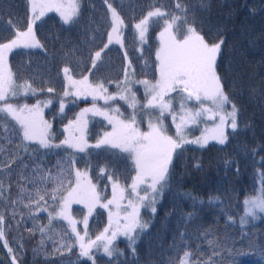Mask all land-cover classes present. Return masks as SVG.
Listing matches in <instances>:
<instances>
[{
    "label": "trees",
    "instance_id": "trees-1",
    "mask_svg": "<svg viewBox=\"0 0 264 264\" xmlns=\"http://www.w3.org/2000/svg\"><path fill=\"white\" fill-rule=\"evenodd\" d=\"M79 2L80 14L74 24L64 25L59 17L51 13L35 22L34 33L42 48H16L8 54L18 95L9 97L7 102L17 107H31L40 103L43 118L52 124L55 143L65 138L64 126L69 120H75L82 108L93 102L103 103L101 99L94 101L89 96H65L68 86L63 68L69 67L73 79L80 80L87 76L93 85L102 82L108 94L116 96L108 106L124 109L119 101V96L126 93L123 92L124 88L130 89L127 98L136 96L140 103L144 102V89L139 81H153L159 76L156 70L157 32L163 20L150 23L145 42L140 41L134 25L153 8L162 7L169 15L179 14L177 0H108L125 22L120 36L123 46L115 42L110 44L101 53L102 59L97 62V67L93 68L91 57L103 49L107 41L111 27L110 11L105 0ZM205 2L207 8L201 7L200 0H180L186 7L189 22L194 17L195 26L209 43L220 38L224 40L217 71L222 78L225 94L239 110L238 128L228 134L224 144L208 142L204 147L184 144L177 149L170 165L168 187L159 196L156 212L151 215L143 212L148 227L139 232L136 254L133 255L126 239H117L114 246L123 255L109 258L102 248H93L95 264H169L170 260L182 257L185 248L195 251L197 247L202 259H207L211 253L201 230L208 228L226 237L231 247H243L250 251L248 255L234 256L223 252L221 255L225 261L264 264V215L256 222L249 220L243 230L239 224V217L243 214L242 199L255 191L258 171L264 172V0ZM30 15L27 0H0V43L14 38L15 28L26 30ZM126 69L129 81L121 83L125 80ZM26 81L36 90L35 94L31 90L25 94L20 87ZM49 87L55 91L48 92ZM48 100L51 103L44 107L42 102ZM62 101L65 105L63 113L60 112ZM124 110L123 113L130 117V112L126 108ZM150 116V112L143 111L136 119L141 132L145 131V118ZM167 118L166 113L163 119L169 128ZM8 123L15 126V121L9 119ZM108 128L103 119L90 116L85 134L88 144L94 145L101 138V133L109 132ZM3 136L4 131L0 129V146L4 148L0 152V184L3 186L0 188V216L4 218L0 226L4 234L0 240V264H13V259L15 264H93L92 260L79 257V246L70 252L66 247L61 249L62 244L74 243L75 236L64 219L53 220L48 226V213L58 211L60 201L46 197L40 201V206L48 207V211H37L35 201L38 197L35 193L40 181L37 180L36 184L28 181L37 175L33 172L36 164L55 175L59 171L56 167L58 160L75 156V168L88 172L101 202L107 203L112 199V184L100 169L106 165L109 170L115 168L120 184L127 188L135 175L131 156L108 146L99 149L89 147L85 153L66 148L34 152L38 145L28 143V151H25L20 146L22 137L19 133L12 143H8ZM45 151L49 154L42 157ZM226 161L230 162V166H226ZM89 162L91 167L88 166ZM72 180L74 183V170ZM22 186L27 189L23 194ZM40 186L49 193L54 187L51 182ZM129 191L126 195H129ZM210 197H218L219 200L210 204ZM26 204L28 207H25ZM109 209H112L111 205ZM109 209L97 205L89 214L88 209L78 203L70 205L69 214L77 221V232L82 236L87 232L85 242L95 240L107 228ZM189 213L194 215L191 220H186ZM85 216L88 217L87 228L83 223ZM230 216L236 223L229 224ZM44 226L48 227L42 233L40 228ZM241 231L249 233V236L242 237ZM181 232L185 233L183 243L180 240ZM250 238L256 242V246L249 250ZM232 239L236 240L234 245ZM220 259L221 256L213 257L214 261Z\"/></svg>",
    "mask_w": 264,
    "mask_h": 264
},
{
    "label": "snow or ice",
    "instance_id": "snow-or-ice-1",
    "mask_svg": "<svg viewBox=\"0 0 264 264\" xmlns=\"http://www.w3.org/2000/svg\"><path fill=\"white\" fill-rule=\"evenodd\" d=\"M30 5L31 15L27 22L26 30L15 28V36L10 41L0 43V129H3L4 136L8 143L13 142V138L19 135L22 137V144L25 151H28V143L38 145V148L33 149L34 152H39L40 149L53 150V149H72L74 152L85 153L89 147L101 148L108 146L117 148L122 153H128L135 165V175L132 177V182L125 188L119 182V175L115 168L109 170L108 166L102 167L100 172L102 175L106 174L110 183L112 184V199L107 203H102L99 193L97 192L96 185L89 179L87 171H81L75 168L77 158H63L57 161L56 167L59 171L53 175L51 170L45 171L38 163L33 169L37 173L29 183L36 184L39 180L40 184L36 185L35 195L38 197L35 201L37 211L47 212L48 207L40 206V201H44L49 197L52 201H60V208L58 211L49 212V225L53 220L64 219L67 221L72 234L75 236V242H69L66 246L61 245V249L65 248L71 251L76 246H79V257L92 260V250L103 249L104 255L113 258L117 255H123V252L114 246V241L119 236H123L128 241V247L132 250L133 255L136 254L135 244L139 238V232H143L148 224L142 222L140 219V209L150 208L156 212V203L158 196H162L165 189L168 187L170 180V165L172 163L173 155L177 149L182 148L184 144H197L204 147L208 139H213L219 144H224L228 137L225 134V126L231 127L235 132L238 128L237 106L231 102L229 96L225 94L222 78L218 74L217 65L218 58L222 52L224 44L223 38L218 39L216 42L209 43L201 34V31L195 26V19L189 22L186 7L176 2V8L179 14L173 13L169 15L162 7L153 8L147 12L138 23H135L134 28L138 32L141 42H145L146 33L149 30L150 23H159L163 20V29L159 33L160 46L156 51V70L159 73V78L155 83L148 80L139 81L145 86L146 95L150 96L145 108L159 109V116L156 122H149L147 132H141L136 125V115L128 118V120L120 119L118 108L101 109L93 105L91 108H84L75 118L69 120L68 124L64 126L65 138L60 143H55V134L51 132L52 124L43 118V110L40 103L32 105H23L17 107L12 103H8L9 97L18 95L16 88L17 85L14 80V73L9 67L8 54L16 48H42L43 46L37 40L34 33V25L37 20H40L47 12L55 11L64 25H71L77 22L80 14L79 0H27ZM109 11L111 12V31L108 33V43L104 45L103 49L96 51L94 56L91 57L92 67H97V62L101 61V53L107 49L113 42H123L120 39L122 35L121 29L125 26V22L121 19L117 11L112 7L108 0ZM202 8H207L208 5L205 0H200ZM153 18H156L155 21ZM11 25V21L9 22ZM115 38V39H114ZM131 65L129 64V67ZM64 77L68 86L64 92L65 96L72 95L77 98L91 96L95 101L96 99H103L105 103L109 100L116 99V96L108 94V90L104 84L97 83L93 85L87 76L83 79H73L69 67L63 68ZM129 76L127 69L125 70V80L121 83H127ZM27 94L31 90L35 94V89L27 81L24 85H20ZM48 92H54L55 89L49 87ZM129 88H124L123 92H129ZM177 92L184 94L181 96L180 108L182 114L179 115V122L177 121V113L173 109V100L169 94ZM165 97L169 99L165 100ZM121 100H126L127 97L123 94L119 96ZM134 99V98H133ZM194 100L200 104V108L192 111L187 108L184 101ZM204 101H211L212 107H206ZM44 107L51 103V100L42 102ZM232 104L231 111L225 109V105ZM135 108V103L129 105ZM63 101L60 104V112H64ZM168 112L172 115L173 122L176 125L175 137L167 134L164 126L163 116ZM91 113L92 116H101L112 126L111 132H105L103 137L97 140L94 145H89L85 139L86 130L88 127L87 114ZM211 113V115H209ZM206 116L208 119H213L215 116L219 117V123L209 130L211 136L202 135L196 139H189L185 135V128L188 125L197 123L200 116ZM15 121V126L9 125L8 120ZM18 126V128H17ZM4 148L0 146V152ZM49 152L45 151L41 156L48 155ZM87 155V153H86ZM15 162V158L12 161ZM226 166H230V162L226 161ZM11 165L9 164L8 167ZM88 166L91 167L90 162ZM27 167V165H25ZM75 175V182L73 183L72 175ZM262 187L258 190L259 194L255 191L252 194L246 195L243 200V214L239 217V224L243 230L249 224V217L252 220L259 219L258 213L264 214V172L259 176ZM51 182L54 187L49 193L46 188H41ZM144 186V187H142ZM0 184V188H2ZM130 189V195H126L127 190ZM27 191L26 187H21V194ZM66 192V194H64ZM143 192V195H141ZM31 200V196L29 197ZM127 199V205L121 208L120 202ZM218 197H210L209 203L218 202ZM15 203V201L13 202ZM72 203L83 204L91 214L93 208L97 205L109 209L110 205L117 208L116 220L112 221L113 213L109 209V227L105 228L104 232L96 236L95 240L88 239L85 242V235H80L76 230L77 221L72 219L69 214V207ZM203 203V201H201ZM25 207H28L26 204ZM130 209V211H129ZM123 211V223H121L120 212ZM34 215V213H33ZM194 213H189L185 219L191 220ZM88 217L85 216L83 223L87 228ZM4 223L3 216H0V226ZM236 223L233 217H229V224ZM44 226L40 228L43 233ZM139 230V231H138ZM111 231V235H106ZM201 235L211 253L207 259H202L199 247L195 251L190 248L183 250V256L178 257V264H235L234 260L225 261L221 255L223 252H228L229 256L234 255H248L250 251L245 248L231 247L226 237H222L211 228L202 229ZM185 233H180V240L183 243ZM241 236H249V233L241 231ZM4 238L3 230L0 228V240ZM236 243L232 239V244ZM256 246L253 239L248 241V249ZM5 247L7 243L5 242ZM58 251L60 249H57ZM9 248V252H11ZM221 256L219 261H214L213 257ZM176 259L169 261V264H176ZM15 264V259H13Z\"/></svg>",
    "mask_w": 264,
    "mask_h": 264
},
{
    "label": "rangeland",
    "instance_id": "rangeland-1",
    "mask_svg": "<svg viewBox=\"0 0 264 264\" xmlns=\"http://www.w3.org/2000/svg\"><path fill=\"white\" fill-rule=\"evenodd\" d=\"M110 17H111V12H110ZM138 22H139V21H138ZM138 22H136V23H138ZM111 26H112V22H111ZM162 29H163V23H162L161 28H160V29L158 30V32H157L158 48H159V46H160V42H159V33L162 31ZM135 30H136V29H135ZM110 31H111V27H110L109 32H110ZM109 32H108V33H109ZM136 32H137V31H136ZM137 35H138V32H137ZM138 37H139V35H138ZM114 39H115V38H114ZM106 43H108V35H107V41H106ZM158 78H159V76H158ZM158 78H157V79H158ZM157 79H155V80H153V81H150V82L154 84L155 81H156ZM140 84H141V83H140ZM67 86H68V83H67ZM141 86H142V88L144 89V94H145V96H144V98H145L144 102H141V103H140V101H139L138 99H136V96H134V97L131 96V97L127 98L126 100H121V99L119 98V99H120L119 101L122 102V106H124V109L126 108V109H127V112H128V111L130 112V117L133 115V113H135V115H136V119H137L138 116L140 115V113H142L143 111H144L145 113H147V112H150V113H151V116H150V117L145 118L146 126H145V131H144V132H147V131L149 130V128H148V124H149V122H150V121L153 122V123L156 122V118L159 116V109H156V108H145V107H144V105L147 103V100L150 98V96L146 95L145 86H144L143 84H141ZM68 87H69V86H68ZM126 93H127V94H126ZM126 93H122V94L125 95V96H128V94H129L130 92H126ZM170 95H171V96H170ZM182 95H184V94L177 93V92H173V93H170V94H169L170 97L175 98V99L173 100V104H174V105H173V109H174V111L177 113V121H176V123L179 122V115L182 114V112H181V108H180V103H181V99H180V98H181ZM72 97H75V96H72ZM89 97H90L89 99L92 98L91 96H89ZM75 98H77V97H75ZM80 98H81V97H80ZM82 98H83V97H82ZM133 98H134V99H133ZM167 99H169V97H165V100H167ZM101 100H102V102H103L102 104L93 102L91 105H88V106H86V107H84V108H91L93 105H95L96 107L101 108V109H108L109 111H110L112 108H116V107L108 106L110 100H109L107 103H105V101H104L103 99H101ZM98 101H100V99H98ZM132 103H135V108L129 106V105L132 104ZM142 103H143V104H142ZM184 103H185L186 107L189 108V109H191L192 111H196L197 109L200 108V104L197 103V102H195L194 100H185ZM203 103H204V105H205L206 107H209V108L212 107L211 101H204ZM139 107H142V109H139ZM231 107H232V104H231V103L228 104V105H225V109H226L227 111H231ZM84 108H82V110H83ZM124 109H122V110L120 109V113L118 114V116H119L120 119L128 120V118H130V117H129L128 115H126V114L123 113V111H125ZM138 109H139V110H138ZM166 113L168 114V118H167V119L169 120V128L167 127V125H166L164 119L162 118L163 121H164L165 129H166L168 135L175 137V135H176V125H175V123L173 122L172 115H170L168 112H166ZM166 113H165V114H166ZM209 115H211V113H209ZM90 116H92V114H91V113H88L86 118L89 119ZM93 117H94V118L97 117V118L103 119V120L107 123V125L109 126V128H108L109 132L112 131V126H111V125L108 123V121L105 120L103 117H101V116H93ZM163 117H164V116H163ZM217 123H219V117H218V116H215L213 119H208L206 116L202 115V116H200V117L198 118L197 123H195V124H191V125H188V126L185 128V135H186L187 138H189V139H196V138L201 137L202 135H207V136L210 137L212 133H211L209 130L213 129ZM134 126L137 127V125H134ZM224 130H225V134H226L227 136H228V134H229L230 132L233 131V130L231 129V127L227 126V124H226ZM142 132H143V131H142ZM103 135H104V133H101V136H100V137H103ZM208 142H216V141L213 140V139H210V138H209L208 141H207V143H208ZM191 145L199 146V145H197V144H191ZM260 173H261V172L258 171V173H257V179H256L257 184H256L255 192H256L257 194H259L258 190L262 187V185H261V183H260V180H259ZM111 187H112V186H111ZM142 187H144V186H142ZM130 191H131V190H130ZM130 191H129V195H130ZM141 195H143V192H141ZM244 198H245V197H244ZM244 198L242 199V205H243V200H244ZM158 199H159V196H158ZM120 204H121V208L123 209V207L127 205V199L121 201ZM79 205H81V206L84 207L83 204H79ZM111 207H112L111 211H112V213H113L112 221H113V226H114V222H115V220H116V215H115V214H116V212H117V208H116L114 205H111ZM84 208H85V207H84ZM242 208H243V207H242ZM85 209H87V208H85ZM129 211H130V209H129ZM143 212H146V214H150V215H151L153 212L150 210V208H141V209H140V219H141L142 222H146L145 219H144V217H143ZM124 215H125V213H124L123 211H121V212H120L121 223H123V216H124ZM262 215H264V214H260V213H258V216H259V217L262 216ZM249 220L256 222L258 219H256V220H252V219L249 217ZM108 227H109V219H108V226H107V228H108ZM138 231H139V230H138ZM106 235H109V236H110V235H111V231H109ZM117 239H126V238L123 237V236H119V237H117ZM117 239H116V240H117ZM116 240H115V241H116ZM115 241H114V243H115ZM102 250H103V249H102Z\"/></svg>",
    "mask_w": 264,
    "mask_h": 264
},
{
    "label": "flooded vegetation",
    "instance_id": "flooded-vegetation-1",
    "mask_svg": "<svg viewBox=\"0 0 264 264\" xmlns=\"http://www.w3.org/2000/svg\"><path fill=\"white\" fill-rule=\"evenodd\" d=\"M54 14V15H56L57 17H59V15L55 12V11H49V12H47L46 14ZM60 18V17H59Z\"/></svg>",
    "mask_w": 264,
    "mask_h": 264
}]
</instances>
